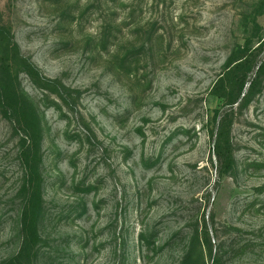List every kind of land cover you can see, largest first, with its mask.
I'll use <instances>...</instances> for the list:
<instances>
[{
	"label": "rangeland",
	"instance_id": "rangeland-1",
	"mask_svg": "<svg viewBox=\"0 0 264 264\" xmlns=\"http://www.w3.org/2000/svg\"><path fill=\"white\" fill-rule=\"evenodd\" d=\"M0 23L38 73L15 70L41 129L31 264H264V0H0ZM232 53L250 69L229 106ZM22 133L0 111V264L23 239Z\"/></svg>",
	"mask_w": 264,
	"mask_h": 264
},
{
	"label": "trees",
	"instance_id": "trees-1",
	"mask_svg": "<svg viewBox=\"0 0 264 264\" xmlns=\"http://www.w3.org/2000/svg\"><path fill=\"white\" fill-rule=\"evenodd\" d=\"M23 66V67H21ZM20 68L28 76H38L33 66L26 60H21L18 47L12 42L9 31L0 23V111L4 117L13 120L22 130V150L20 161L25 171L23 181L24 203L20 216V230L23 236L18 253L8 259L6 264H31L32 249L38 240V220L42 209L41 176L38 172V148L41 138L39 121L34 111L27 107L17 93L16 72ZM225 73L218 78L212 88V94L224 98L226 105H233L240 99L246 84V74L250 69L248 59L232 53L226 62ZM35 71V72H34ZM34 74V75H33ZM257 74H264V59L257 66ZM230 77L237 80L231 81ZM46 83H55L44 79ZM232 83L227 93L225 82ZM49 88L48 85L44 86ZM235 87V95L232 90ZM216 117L218 112L215 111ZM216 158L219 169L227 170L231 166V156L227 131H219L217 139Z\"/></svg>",
	"mask_w": 264,
	"mask_h": 264
}]
</instances>
